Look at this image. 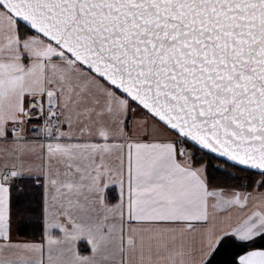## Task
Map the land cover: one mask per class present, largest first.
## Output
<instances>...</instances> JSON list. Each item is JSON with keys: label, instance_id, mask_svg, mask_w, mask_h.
I'll return each mask as SVG.
<instances>
[{"label": "snow or ice", "instance_id": "snow-or-ice-1", "mask_svg": "<svg viewBox=\"0 0 264 264\" xmlns=\"http://www.w3.org/2000/svg\"><path fill=\"white\" fill-rule=\"evenodd\" d=\"M227 240L264 264V0H0V264H211Z\"/></svg>", "mask_w": 264, "mask_h": 264}, {"label": "trees", "instance_id": "trees-1", "mask_svg": "<svg viewBox=\"0 0 264 264\" xmlns=\"http://www.w3.org/2000/svg\"><path fill=\"white\" fill-rule=\"evenodd\" d=\"M197 163H205L208 166V175L214 184H224V185H235L243 182V175L240 173H237L234 171L233 168L227 166L226 164H223L220 162L219 159L212 157L210 155L204 156V158L201 160L199 158V154H197ZM237 176L239 179L233 180L231 177ZM34 209H36L33 216L25 217V219H31L36 220L40 212L38 210V205L34 204L32 206ZM14 217H16V213L14 212ZM19 218V217H17ZM33 237L39 238V228L38 227H29L26 228L23 235L17 238L21 239H32ZM258 247L264 246V241H259L257 243ZM239 249L237 248L236 244L231 241L227 240L222 243L220 248L217 250V252L212 257L211 264H233V261L238 254Z\"/></svg>", "mask_w": 264, "mask_h": 264}, {"label": "crops", "instance_id": "crops-1", "mask_svg": "<svg viewBox=\"0 0 264 264\" xmlns=\"http://www.w3.org/2000/svg\"><path fill=\"white\" fill-rule=\"evenodd\" d=\"M14 238H17V237H14ZM81 248L83 249L84 248V245H81Z\"/></svg>", "mask_w": 264, "mask_h": 264}, {"label": "water", "instance_id": "water-1", "mask_svg": "<svg viewBox=\"0 0 264 264\" xmlns=\"http://www.w3.org/2000/svg\"><path fill=\"white\" fill-rule=\"evenodd\" d=\"M216 158V157H215ZM217 159H219V158H217Z\"/></svg>", "mask_w": 264, "mask_h": 264}]
</instances>
